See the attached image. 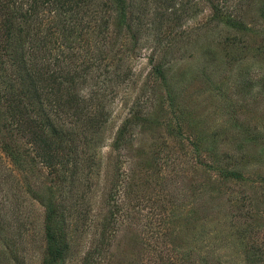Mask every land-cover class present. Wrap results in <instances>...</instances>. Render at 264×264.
<instances>
[{
	"label": "rangeland",
	"instance_id": "rangeland-1",
	"mask_svg": "<svg viewBox=\"0 0 264 264\" xmlns=\"http://www.w3.org/2000/svg\"><path fill=\"white\" fill-rule=\"evenodd\" d=\"M93 1L95 30L68 48L52 38L43 61L80 71L87 48L101 55L95 84L78 79L94 93L88 125L63 142L55 170L16 135L15 164L0 140V264H43L49 202L65 234L54 264H264L263 0H127L132 32ZM43 12L40 31L55 29ZM2 60L7 124L22 70Z\"/></svg>",
	"mask_w": 264,
	"mask_h": 264
},
{
	"label": "trees",
	"instance_id": "trees-1",
	"mask_svg": "<svg viewBox=\"0 0 264 264\" xmlns=\"http://www.w3.org/2000/svg\"><path fill=\"white\" fill-rule=\"evenodd\" d=\"M95 4L93 0H6L0 5V63L3 56H9L22 70L19 77L22 87L15 95L16 99L7 100V124H0L2 151L15 164L20 165L21 161V144L16 143L15 135L20 137L21 141L24 140L28 150L37 154L46 166L54 167L55 170L54 165L61 163L59 160L63 156V142L69 140L68 136L73 137L80 124L88 125V111L94 93L78 92V79L81 80L82 86L90 84L88 87H92L95 84L98 72L99 76L102 74L101 55L87 48L83 53L80 71H74L70 64L63 68L57 63L55 67L47 68L43 61L52 38L57 40L59 37L61 44L70 42V45L66 46L68 48L72 47L71 37L75 33L95 30L92 24L96 18ZM104 4L103 7L108 5L117 11L116 25L120 28L125 26L126 30L132 32V16L128 15L132 3L127 0H105ZM214 8L216 10V7ZM43 10H48L57 17L55 29L48 27L46 31H40L38 19L42 18ZM105 27L108 28L107 25ZM103 31L104 29L100 28L99 33ZM75 55L69 54L73 60ZM152 69L154 74L165 79L161 63L154 64ZM44 82L45 85L48 83L49 91L45 89L43 92ZM6 95L2 94L0 97L6 98ZM136 113L133 111L132 115ZM67 115L72 117V122L65 123ZM140 118L135 117L132 121L137 122ZM70 124L74 125L73 128ZM126 127L128 121L118 129L115 146L120 144ZM6 131L10 133L8 136L5 135ZM71 168L66 172L70 177L77 172V168L74 171H71ZM50 203L45 214L47 255L43 264H54L65 252L64 228L58 219L60 212Z\"/></svg>",
	"mask_w": 264,
	"mask_h": 264
}]
</instances>
